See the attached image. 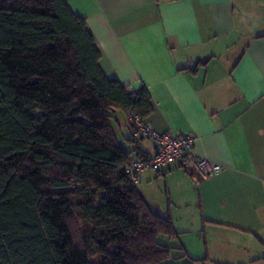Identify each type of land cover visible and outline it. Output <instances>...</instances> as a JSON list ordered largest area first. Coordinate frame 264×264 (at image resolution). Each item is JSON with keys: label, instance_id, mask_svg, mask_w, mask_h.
<instances>
[{"label": "trees", "instance_id": "obj_1", "mask_svg": "<svg viewBox=\"0 0 264 264\" xmlns=\"http://www.w3.org/2000/svg\"><path fill=\"white\" fill-rule=\"evenodd\" d=\"M100 57L63 0H0V264H166L176 249L123 171L152 155L146 139L113 129L114 112L146 121L150 95Z\"/></svg>", "mask_w": 264, "mask_h": 264}, {"label": "crops", "instance_id": "obj_2", "mask_svg": "<svg viewBox=\"0 0 264 264\" xmlns=\"http://www.w3.org/2000/svg\"><path fill=\"white\" fill-rule=\"evenodd\" d=\"M63 1L85 20L104 75L129 91L146 88V121L196 137L194 154L221 166L199 181L177 168L148 171L137 190L146 198L142 185L162 184L165 199L152 208L181 235L251 240L232 239L231 254L217 260L264 264V0ZM113 118L114 131L128 136L126 116ZM139 145L153 154L148 140Z\"/></svg>", "mask_w": 264, "mask_h": 264}, {"label": "built area", "instance_id": "obj_3", "mask_svg": "<svg viewBox=\"0 0 264 264\" xmlns=\"http://www.w3.org/2000/svg\"><path fill=\"white\" fill-rule=\"evenodd\" d=\"M127 120L130 135L146 139L154 147L151 156L146 158L133 156L126 164L123 171L132 184H136L140 175L147 171L160 172L177 168L198 181L215 177L221 172L220 165L194 154L196 137L158 132L137 115H128Z\"/></svg>", "mask_w": 264, "mask_h": 264}, {"label": "rangeland", "instance_id": "obj_4", "mask_svg": "<svg viewBox=\"0 0 264 264\" xmlns=\"http://www.w3.org/2000/svg\"><path fill=\"white\" fill-rule=\"evenodd\" d=\"M113 122L114 119H112V123ZM145 186L142 185V191L144 195H146V198H149L147 201L152 207L164 201L165 196L162 184L157 186ZM73 226L76 233L81 235L82 228L79 223L76 222ZM231 235L232 234L228 232L222 233L221 231L216 234L208 233L206 235L202 229L198 230V234L193 232H187L183 235L179 234L178 239L181 240L183 246L178 242V239H176L174 240V247H176V249L182 248L183 251L173 249L171 251V257L166 264H227L225 260L217 259H225L227 255L231 254L228 250H230L229 243L232 242V239H234L236 243H241L244 246H249L251 244V240L243 235Z\"/></svg>", "mask_w": 264, "mask_h": 264}]
</instances>
